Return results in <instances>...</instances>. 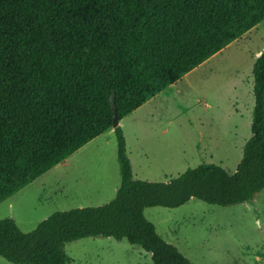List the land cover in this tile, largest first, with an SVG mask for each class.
<instances>
[{
    "label": "trees",
    "instance_id": "obj_1",
    "mask_svg": "<svg viewBox=\"0 0 264 264\" xmlns=\"http://www.w3.org/2000/svg\"><path fill=\"white\" fill-rule=\"evenodd\" d=\"M264 21V0H0V203L114 129L121 183L101 206L57 211L23 232L0 221V256L71 264L67 243L127 240L154 264H194L144 214L196 198L230 206L264 189V52L253 66L252 135L237 172L200 164L134 178L114 125Z\"/></svg>",
    "mask_w": 264,
    "mask_h": 264
},
{
    "label": "rangeland",
    "instance_id": "obj_2",
    "mask_svg": "<svg viewBox=\"0 0 264 264\" xmlns=\"http://www.w3.org/2000/svg\"><path fill=\"white\" fill-rule=\"evenodd\" d=\"M264 52V21L161 92L154 105L121 120L134 178L168 182L200 164L237 172L252 135L254 63ZM151 112L156 113L151 117ZM0 203V221L33 231L57 211L101 206L120 187L117 139L109 130ZM160 236L194 264H264V189L252 201L221 206L196 198L177 208L148 207ZM71 264H154L127 240L71 241ZM0 264H14L0 256Z\"/></svg>",
    "mask_w": 264,
    "mask_h": 264
},
{
    "label": "crops",
    "instance_id": "obj_3",
    "mask_svg": "<svg viewBox=\"0 0 264 264\" xmlns=\"http://www.w3.org/2000/svg\"><path fill=\"white\" fill-rule=\"evenodd\" d=\"M193 71V70H192ZM191 71V72H192ZM190 72V73H191ZM189 74V73H188ZM188 74H186V75H188ZM185 75V76H186ZM168 89V88H167ZM166 89V90H167ZM157 97H158V95L156 96V97H154V98H152V99H150L148 102H146L144 105H142L140 108H142V107H145V106H147V105H154V101H156V99H157ZM140 108H138V109H140ZM137 109V110H138ZM135 112V111H134ZM156 113H154V112H151V117H153L154 115H155ZM120 123H121V121L119 122V125H120ZM111 131H113L114 132V129H112ZM99 137H104L103 139H104V141H108L109 140V136H105V135H103V136H99ZM96 139H98V138H96ZM96 139H94V140H96ZM70 158V157H69ZM69 158L67 159V160H65L64 162H62L61 164H65V163H67V162H69ZM60 164V165H61Z\"/></svg>",
    "mask_w": 264,
    "mask_h": 264
},
{
    "label": "water",
    "instance_id": "obj_4",
    "mask_svg": "<svg viewBox=\"0 0 264 264\" xmlns=\"http://www.w3.org/2000/svg\"><path fill=\"white\" fill-rule=\"evenodd\" d=\"M118 124H119V120H118L117 113L115 111L114 125L117 126Z\"/></svg>",
    "mask_w": 264,
    "mask_h": 264
}]
</instances>
